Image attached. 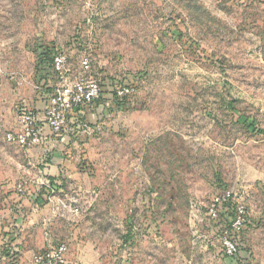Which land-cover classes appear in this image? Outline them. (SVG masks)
Listing matches in <instances>:
<instances>
[{"label":"rangeland","instance_id":"obj_1","mask_svg":"<svg viewBox=\"0 0 264 264\" xmlns=\"http://www.w3.org/2000/svg\"><path fill=\"white\" fill-rule=\"evenodd\" d=\"M38 47L66 50L71 76L89 54L106 97L136 87L59 156L5 138L32 109ZM226 189L247 210L236 264H264V0H0V264L26 249L6 217L30 195L60 220L32 255L64 240L68 264H234L231 205L210 212Z\"/></svg>","mask_w":264,"mask_h":264},{"label":"built area","instance_id":"obj_2","mask_svg":"<svg viewBox=\"0 0 264 264\" xmlns=\"http://www.w3.org/2000/svg\"><path fill=\"white\" fill-rule=\"evenodd\" d=\"M79 67L85 73L91 67V57L87 53L81 54ZM50 72L54 78L52 91L46 95L41 92L39 96L44 100L40 110L22 108L18 112V125L15 129L6 133L8 142L19 145L22 148L30 149L33 146L41 145L46 136L43 134V127H47L49 134L60 137L65 134L69 123L74 122L75 128L88 129L87 121L79 120L81 117L95 107L103 99V91L99 81L85 73H76L71 76L69 56L64 49L56 51L50 63ZM136 93L133 83H118L113 86L111 98L107 102H123ZM22 190V187L19 186ZM231 205L232 217L230 225L219 235L225 256L232 258L237 255L238 237L247 222V210L244 203L235 201L233 192L226 189L215 195L211 201L210 212L212 216L219 215L220 208ZM73 212H78L74 207ZM68 243L59 241L55 245H47L31 257V264H68L66 252Z\"/></svg>","mask_w":264,"mask_h":264},{"label":"crops","instance_id":"obj_3","mask_svg":"<svg viewBox=\"0 0 264 264\" xmlns=\"http://www.w3.org/2000/svg\"><path fill=\"white\" fill-rule=\"evenodd\" d=\"M34 80L35 81L33 82V84L34 87H36L37 89L35 92L36 94L35 96L33 95L31 99H29L28 103L27 102L26 103L28 105L30 104L29 106L30 108H32L30 110L36 111V110H40L44 105V100H42L39 94L41 92H44L47 95L52 91V87L54 85V78L51 75V78L46 79L43 85L38 84L36 82V79ZM69 125H70V133H68V135L67 133H65L66 135L64 134L60 137H54L50 135L47 127H43L42 131L43 134L46 136V139L38 147L35 148L34 146L35 150H37L38 152L41 151L43 153L48 152V154L50 152V155H56V156L62 155L64 147L57 146L58 147L57 148L55 145L59 144V142H66L68 139H72L69 138L70 134L72 135L75 132L79 131L75 128L74 122L71 121ZM50 168L52 169L51 166ZM64 170L67 169L64 168ZM49 184L51 188H54V185H52L51 182H49ZM40 203L42 204L43 201L39 199V197H37L36 195H30L29 197H25V196L20 197L15 201V207H17L18 213L11 214L9 217H6V221H11V223L15 225V227H13L12 230L14 235L17 236L15 242L20 241L21 245L23 242H25V245H27L25 251L21 250V255H19V258L16 259L17 264H31L30 260H31L32 252L34 250L33 243L35 239H37L39 236H41L44 239V236L46 235L52 237L53 235H55V233H57V226L60 224V220L56 218L55 215L52 214H48V213L41 214L38 211L39 210L38 205H40ZM23 208H25L26 210H24ZM39 241L41 240L39 239ZM49 244L50 243L47 242L46 245ZM13 249L16 250L17 248L14 247Z\"/></svg>","mask_w":264,"mask_h":264},{"label":"trees","instance_id":"obj_4","mask_svg":"<svg viewBox=\"0 0 264 264\" xmlns=\"http://www.w3.org/2000/svg\"><path fill=\"white\" fill-rule=\"evenodd\" d=\"M40 50L38 51V63H37V71L35 73V79H36V82L40 85H43L44 82L46 81V79H49L51 78V72H50V63H51V60H52V56L53 54L58 51V50H52L51 48H40L38 47ZM123 83H129V82H123ZM103 98H105L106 100H110L111 96L109 95L108 97H106L105 95H103ZM124 101L123 102H116L115 104L117 105H123L124 106ZM122 107V106H120ZM87 114H89V112H87L85 115H84V119L87 120ZM89 124V123H88ZM239 243V242H238ZM239 246V244H238ZM16 254H13V257L10 259V261L8 262V264H17L16 263V256H14ZM239 255L237 253V255H235L234 257L232 258H229L232 262L233 260V263L236 264L237 263V260L238 259Z\"/></svg>","mask_w":264,"mask_h":264}]
</instances>
